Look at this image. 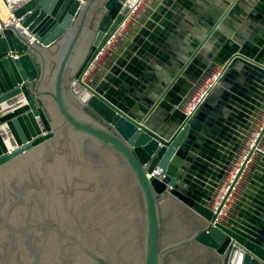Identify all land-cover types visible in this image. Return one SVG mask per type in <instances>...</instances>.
I'll list each match as a JSON object with an SVG mask.
<instances>
[{
	"label": "water",
	"instance_id": "1",
	"mask_svg": "<svg viewBox=\"0 0 264 264\" xmlns=\"http://www.w3.org/2000/svg\"><path fill=\"white\" fill-rule=\"evenodd\" d=\"M136 2L24 0L0 20V264H264V223L225 218L236 180L217 205L187 181L202 108L180 103L184 68L137 106L113 88L122 61L90 79ZM226 46L212 93L264 85V55Z\"/></svg>",
	"mask_w": 264,
	"mask_h": 264
},
{
	"label": "crops",
	"instance_id": "2",
	"mask_svg": "<svg viewBox=\"0 0 264 264\" xmlns=\"http://www.w3.org/2000/svg\"><path fill=\"white\" fill-rule=\"evenodd\" d=\"M226 2L234 4L223 18ZM227 41L233 46L227 49L231 57L244 47L260 52L264 0H140L111 47L97 57L90 79L105 81L122 61L120 76L112 74L118 84L113 88L132 97L137 106L143 96L184 68L180 103L186 115L202 108L191 158L185 161L189 185L206 197L219 196L217 205L236 180L224 205L225 218L239 224L246 217L249 225L263 224L264 85L233 75L225 83L227 89L212 93L219 87L223 70L219 63ZM259 52L252 56L264 55ZM166 119L158 112L160 123L166 124Z\"/></svg>",
	"mask_w": 264,
	"mask_h": 264
},
{
	"label": "bare ground",
	"instance_id": "3",
	"mask_svg": "<svg viewBox=\"0 0 264 264\" xmlns=\"http://www.w3.org/2000/svg\"><path fill=\"white\" fill-rule=\"evenodd\" d=\"M24 0H0V20L6 22L9 19V14H10V7L19 4ZM137 0H130V4L136 2ZM137 4V2H136ZM135 4V6H136Z\"/></svg>",
	"mask_w": 264,
	"mask_h": 264
},
{
	"label": "built area",
	"instance_id": "4",
	"mask_svg": "<svg viewBox=\"0 0 264 264\" xmlns=\"http://www.w3.org/2000/svg\"><path fill=\"white\" fill-rule=\"evenodd\" d=\"M13 22H15L14 19H13V16L11 14H9V19L6 22H4V23H5V26H6V25H9V24H11ZM152 176L153 175H150V176H148V178H150Z\"/></svg>",
	"mask_w": 264,
	"mask_h": 264
}]
</instances>
